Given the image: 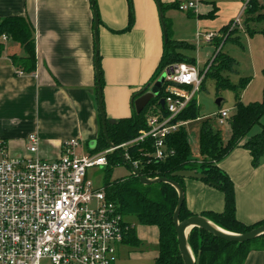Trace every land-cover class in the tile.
I'll return each mask as SVG.
<instances>
[{
	"label": "crops",
	"instance_id": "1",
	"mask_svg": "<svg viewBox=\"0 0 264 264\" xmlns=\"http://www.w3.org/2000/svg\"><path fill=\"white\" fill-rule=\"evenodd\" d=\"M91 1L0 0V19L12 16L27 18L34 27L35 38L36 68L32 74H18L20 71L12 65L11 56L23 55L17 44L6 41L0 55V139L5 141L9 156L26 155V138L32 133L40 139L38 156L44 160L57 159L62 142L68 139H77L84 144L78 150L80 153L90 154L94 150L91 144L98 138L100 122ZM131 1L132 27L126 33L116 34L114 32L122 31L128 25V1L94 0L100 21L97 57L103 82V108L106 118L113 121L131 116V99L147 85L163 51V35L155 1ZM160 2L165 6L193 3L192 0ZM210 2L197 4L195 10L188 12L176 8L165 10L163 18L170 37L174 41L185 42L176 24L179 14H185L186 19H195L198 24L210 19V14L216 17L218 8L215 2ZM258 2L264 6V0ZM245 3L239 0L230 4L234 16L241 13ZM232 22L228 21L216 31H208L204 24L201 27L204 34L217 33ZM241 33L245 35L249 57L255 60L258 50L264 51L262 36ZM255 35H260L256 36L257 40H254ZM228 41L222 43L221 51ZM194 52L205 65L214 54V46L202 43L195 46ZM249 85L250 82L247 87ZM193 158H198V152ZM218 166L234 185L237 220L245 225L263 221L264 158L254 167L248 151L239 145ZM184 195L186 208L193 215L220 214L224 210L223 194L199 180H185ZM133 229L138 246L123 242L118 247L117 263L121 247L144 248L145 243L158 246L157 228L138 225ZM142 255H148L146 258H150L153 264L158 248L152 255ZM243 264H264V241L263 248L250 251Z\"/></svg>",
	"mask_w": 264,
	"mask_h": 264
},
{
	"label": "trees",
	"instance_id": "2",
	"mask_svg": "<svg viewBox=\"0 0 264 264\" xmlns=\"http://www.w3.org/2000/svg\"><path fill=\"white\" fill-rule=\"evenodd\" d=\"M127 1L129 22L124 30L114 32L116 34L126 33L132 27V1ZM154 1L160 6L162 14L167 9H178L179 6L177 4L165 6L160 0ZM261 8L258 0H249L243 11L242 23L247 35L260 34L264 44V28L251 29L248 26L250 23L264 22V14L260 13ZM213 16L210 14L208 17L213 18ZM224 28L220 31H223ZM166 29L168 40L167 42L163 41L160 61L147 85L153 83L159 73L170 66L183 63L196 65L195 58L188 54L195 50V46L174 41L170 37L167 26ZM238 33L231 37L230 41L238 43ZM2 35L7 38V41L17 44L23 52L22 56L13 55L10 57L15 69L24 74L34 73L36 68L35 38L34 27L31 22L27 18L19 16L0 19V37ZM225 41L227 40L221 42L218 40L213 45L214 54L201 88H203L205 80L210 78L214 83L216 93L224 90H230L234 93V111L225 120L229 130L227 139L222 138L221 132L211 124L210 118L203 120L201 123L197 159L192 156L185 127H181L176 133L165 138L164 143L169 154L162 160L154 158V140L150 138L120 149L121 154L127 158L128 164L124 163L120 154L115 151L107 156L108 163L103 169L104 182L102 186L106 200L114 204L125 219L133 217L140 226L157 228L158 256L153 264H183L178 251L172 220L178 196L174 188L168 184L142 185L139 178L132 174V167L139 172L141 177L147 179L165 178L177 183L183 191L184 182L187 179L174 176V174L181 171H197L204 176L199 181L217 189L224 197V210L222 213L207 212L202 214V217L221 229L234 234H244L264 225V220L252 225H245L237 220L234 185L228 175L218 166L239 145L248 151L254 167L258 166L264 158V71L262 73L261 101L243 104L241 95L250 81L248 78H241L237 84H231L228 73L234 72L236 61L221 51L222 43ZM4 47V43L0 41V55L3 53ZM207 66L208 64H205L203 68L205 69ZM100 84L102 87L101 72ZM166 87L167 84L163 85L158 95L150 100L139 114L133 110L130 117L115 120L113 124H107L109 141L115 147L131 142L139 136L140 131L147 130L146 120L149 115L157 113L163 116L167 115L165 108H162L159 103L165 97ZM197 119H199V107L193 97L175 119V122H192ZM214 119L216 120V116ZM255 126H259L260 132L250 136L249 134ZM108 148L100 122L99 135L95 148L91 153L96 154ZM118 167L127 168L129 174L120 179L111 180L114 169ZM192 216L195 215L187 210L184 200L179 214V221H184ZM263 241L264 236L243 244L229 243L197 228L192 229L187 237L195 264H243L250 251L263 248ZM124 242L138 246L139 242L134 229L126 234Z\"/></svg>",
	"mask_w": 264,
	"mask_h": 264
},
{
	"label": "built area",
	"instance_id": "3",
	"mask_svg": "<svg viewBox=\"0 0 264 264\" xmlns=\"http://www.w3.org/2000/svg\"><path fill=\"white\" fill-rule=\"evenodd\" d=\"M231 23H242L243 11ZM193 3L181 4L178 10H195ZM196 36V46L209 43L213 33ZM0 41L7 38L2 35ZM211 63V62H210ZM178 64L166 68L164 101L166 116L147 117V130L125 148L146 139L154 140L156 160L168 156L164 143L187 122L175 119L199 92L209 65ZM21 74V72H18ZM228 111H219L216 120L225 124ZM40 139L32 133L26 138V155L11 157L0 139V264H116L118 247L134 226L106 200L103 188H96L87 170L107 166V156L114 152L80 153L77 139L64 140L55 160L38 156Z\"/></svg>",
	"mask_w": 264,
	"mask_h": 264
},
{
	"label": "rangeland",
	"instance_id": "4",
	"mask_svg": "<svg viewBox=\"0 0 264 264\" xmlns=\"http://www.w3.org/2000/svg\"><path fill=\"white\" fill-rule=\"evenodd\" d=\"M213 1L215 2L218 12L216 13V17L210 19H204L201 23H196L195 19H186V15H177L176 24L180 28L181 37L185 40V43H192L196 46V36L200 35V40L203 42L204 40V31L201 27L202 24L207 26L208 31L217 30L226 24L228 21H234L237 17L232 12V7H229L233 2H238L239 0H192L193 4L204 5L206 2ZM246 2L247 0H243ZM211 3V2H210ZM258 4L262 7L260 13L264 14V6H262L259 2ZM183 16V17H181ZM243 18V15H242ZM249 28L253 29H261L264 28V22L261 23H250ZM239 32V33H238ZM241 32H246L243 27V23L238 27H232L231 23H229L223 31H218L217 33H213L210 43L214 45L218 40H231V37H234L237 34L238 43L234 41H228L223 46L222 52L230 55L236 61V67L234 72L228 73V77L230 79L231 84H237L239 79L248 78L250 81V85L241 95V101L243 104H248L252 102L261 101L262 97V87H263V77L262 73L264 71V51L258 50V55L255 56V60H252L246 48L245 35ZM255 35L254 40H257ZM247 38V37H246ZM254 42V41H253ZM220 48V47H219ZM189 55L193 56L198 63V66L201 68L204 65L202 59L196 55L194 52H190ZM212 57L207 61L206 64L211 62ZM205 67V65H204ZM166 78L165 71L159 73L157 79L150 83L151 87L157 80H161L164 82ZM144 88V87H143ZM142 88V89H143ZM197 105L199 107V119L190 122L185 128L188 133V137L190 140V148L192 151V156H196L198 152V139H199V130L201 127V123L203 120H208L211 118V124L221 132L222 138L227 139L229 136V130L226 124L220 125L214 117L217 115L219 110L228 111L230 114L234 111V93L230 90L219 91L216 93L214 83L210 78H207L204 82L203 88L200 89L194 96ZM221 100L220 107L216 105V101ZM259 126L253 127L250 132V136L259 133ZM86 150L84 149L83 152ZM104 168H93L87 170V177L91 180L93 185L96 188H101L104 182ZM129 174V170L125 167H118L114 169L111 180L120 179ZM128 222L131 223L137 229V221L133 217H129ZM144 248H131V247H121L120 249V259L117 264H152V260L148 257L142 255V253L151 254L156 252V245L144 244ZM42 264H48L47 261H44Z\"/></svg>",
	"mask_w": 264,
	"mask_h": 264
},
{
	"label": "water",
	"instance_id": "5",
	"mask_svg": "<svg viewBox=\"0 0 264 264\" xmlns=\"http://www.w3.org/2000/svg\"><path fill=\"white\" fill-rule=\"evenodd\" d=\"M92 4V11L94 16V42H95V76H96V82H97V105H98V112L100 117V122L102 126V132L104 135V138L106 140V143L110 149H114L115 152L120 154V157L122 161L126 164H128L127 158L121 154L119 149H116L115 146L109 141L108 134H107V124H113L115 121L108 120L105 116L104 108H103V100H102V87L100 84V71H99V64H98V36H97V28H98V15L97 11L95 10V3L94 0L91 1ZM157 6V10L159 13V21L160 26L162 30L163 35V41L167 42L168 36H167V29L164 22L163 14L161 11L160 6L155 2ZM163 82L161 80H157L154 85L151 87V84L146 85L140 92L135 94L131 99V108L134 110L137 114H139L145 106L149 103L150 100L155 98L161 87ZM221 100L216 101V105L220 106ZM162 108H164V101L161 99L159 101ZM96 142H93L91 144L92 148H95ZM131 172L134 176L139 178V182L142 185H153L157 183H164L170 185L177 193L178 201L177 205L173 214V225L175 228L176 233V239H177V245H178V251L181 257V260L183 264H195V259L193 256V253L191 251V248L189 247V244L187 242V237L190 231L194 228L201 229L206 231L207 233L211 234L214 237H217L219 239H222L224 241H227L229 243H236V244H243L250 241H253L259 237L264 236V225L259 226L247 233L244 234H234L229 231L223 230L220 227L216 226L206 218L202 216H192L184 221H179V214L181 207L185 200V195L183 189L174 181L165 179V178H155V179H147L144 177H141L139 172L132 167ZM174 176L182 177L185 179H196L200 180L204 176L201 175L197 171H181L174 174Z\"/></svg>",
	"mask_w": 264,
	"mask_h": 264
}]
</instances>
